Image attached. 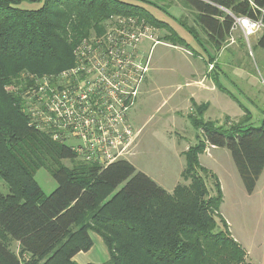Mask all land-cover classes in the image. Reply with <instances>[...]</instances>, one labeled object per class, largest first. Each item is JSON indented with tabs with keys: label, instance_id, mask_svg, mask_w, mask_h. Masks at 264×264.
Returning a JSON list of instances; mask_svg holds the SVG:
<instances>
[{
	"label": "trees",
	"instance_id": "trees-1",
	"mask_svg": "<svg viewBox=\"0 0 264 264\" xmlns=\"http://www.w3.org/2000/svg\"><path fill=\"white\" fill-rule=\"evenodd\" d=\"M132 1L42 0L38 10L28 11L18 8L20 0H0V180L8 189L7 196L0 194V235L41 264H78L73 258L93 247L91 234L100 238L108 254L99 264H245L244 250L219 213L220 183L200 165L199 156L208 146L227 149L246 193L252 194L264 170V122L252 126L245 111L237 122L217 125L204 121V104L191 101L188 119L200 136L185 153L184 184L171 193L127 160L105 167L83 162L69 147L29 126L24 97L34 79L72 67L75 48L90 36L102 35L113 17L137 19L163 30L165 42L188 47L167 23L138 4L140 0ZM153 1L167 8L172 3ZM178 1L194 14L207 45L216 52L231 35L233 17L264 25V0ZM180 22L200 45L194 28ZM257 46L264 50V29ZM214 59L207 60L210 72L218 73ZM39 169L57 183L49 195L34 180ZM20 262L0 238V264Z\"/></svg>",
	"mask_w": 264,
	"mask_h": 264
},
{
	"label": "rangeland",
	"instance_id": "rangeland-1",
	"mask_svg": "<svg viewBox=\"0 0 264 264\" xmlns=\"http://www.w3.org/2000/svg\"><path fill=\"white\" fill-rule=\"evenodd\" d=\"M41 1L20 0L18 8L38 10L42 5ZM140 2L141 0L137 3L148 9L155 19L167 23L188 45L179 47L165 42L162 38L165 32L158 29L150 30L148 37L141 40L138 44L139 54L142 59H147L149 65L146 84L142 86V94L146 89V95L143 102H140L142 95L138 97L129 113L133 128L139 133L133 154L127 161L137 171L171 193L177 185L184 184L181 173L185 168V153L190 146L197 143L200 136L199 130L188 119L193 112L191 102H188L189 91L194 95L197 104L206 106L204 121L225 126L237 122L246 111L250 115L252 126L258 127L264 122V50L257 46V39L262 31L245 40L241 30L236 28L222 49L216 52L207 45L205 35L194 21V14L184 9L178 0H172L168 8L160 2L153 1L155 6ZM180 21L187 27L194 28L200 45ZM210 57L218 59L219 66L224 71V75L219 72L216 75L214 72L210 77L213 87H216L213 92L207 93V86L211 83L205 78L196 89L186 86L185 83L189 82L191 75L207 73L209 65L206 62ZM199 163L215 175L220 183L223 196L221 214L225 220L227 218L230 221L228 229L232 238L249 252L248 257L245 256V264H259L254 256L255 241L251 237L255 232L252 225L257 220L254 211L259 206L264 217V170L257 189L260 194L254 196L248 195L246 191L239 193L238 185L241 189L243 186L227 149L211 150L207 147L199 156ZM63 164L71 167L69 161H64ZM34 180L44 195H49L57 187V183L44 169L35 173ZM211 183L207 180L209 189ZM0 194H8V189L1 180ZM11 200L21 201L18 198ZM0 238L7 249L21 260L20 264L43 262L25 255L19 245L7 236L0 235ZM91 238L93 247L87 253L88 256H85L84 262L102 263L105 261V257H102L105 247L95 234H91ZM80 257H76L75 261L79 260L78 264H83L84 262L80 263Z\"/></svg>",
	"mask_w": 264,
	"mask_h": 264
},
{
	"label": "built area",
	"instance_id": "built-area-1",
	"mask_svg": "<svg viewBox=\"0 0 264 264\" xmlns=\"http://www.w3.org/2000/svg\"><path fill=\"white\" fill-rule=\"evenodd\" d=\"M260 11L264 14V8ZM233 19L232 31L239 28L245 40L264 29L261 20ZM150 30L137 19L113 17L102 35L75 48L72 67L35 78L24 97L29 126L69 147L83 162L105 167L127 160L139 133L129 113L149 72L138 44Z\"/></svg>",
	"mask_w": 264,
	"mask_h": 264
},
{
	"label": "crops",
	"instance_id": "crops-1",
	"mask_svg": "<svg viewBox=\"0 0 264 264\" xmlns=\"http://www.w3.org/2000/svg\"><path fill=\"white\" fill-rule=\"evenodd\" d=\"M215 61H214V63L215 64H218V66H219V64H220V62L218 61V59H214ZM206 64H207V66L209 65V68L207 69V73H205V74H201L200 76H198V75H196V74H193V75H191V77H190V79H189V82H186L185 83V85L187 86H190V87H192L193 89H196V88H198L197 86H200L201 85V81H203V79L205 78L206 80H208L210 83H211V80H210V77H212L213 76V73L212 72H210V69L212 68V64H210V63H208V61L206 62ZM220 67V70L218 71L219 73H221V74H223L224 75V71H223V69H222V66H219ZM216 75H219L218 73L216 74ZM209 84V83H208ZM206 86H207V84H206ZM207 88H208V91H207V93L209 92V93H211V92H213V90H214V88H216V87H213V84L211 83V84H209L208 86H207ZM192 90V89H191ZM189 93H190V97H189V101L188 102H191V101H194V102H196L195 100V97H194V95L189 91ZM205 93H206V91H205ZM145 95H146V89H145V92H144V94H142V96L140 97V102H143V97H145ZM199 101H201V100H199ZM197 103V102H196ZM207 104V103H206ZM208 148H210L211 150L212 149H214V147H211V146H208ZM262 175H263V172H262V174L260 175V177H259V179H258V181H257V183H256V186H255V189H254V191L252 192V194H250V195H256L257 193H259V192H257V189H258V184H259V182H260V180H261V177H262ZM240 180V179H239ZM243 186V185H242ZM222 188H223V186H222ZM238 191H239V193H243L244 191H245V189H244V187H243V189H241L240 188V186L238 185ZM260 194V193H259ZM264 195V194H263ZM260 196V195H259ZM262 196V195H261ZM223 202V201H222ZM259 203V202H258ZM255 213H256V217H257V220L253 223V225L252 226H254V229H255V232H254V234H252V239L255 241V246H254V251H255V253H254V256H256L257 257V259H258V263L259 264H264V217L262 216V214H261V210H260V206H259V208H257L255 211H254ZM219 213H220V215H221V217L224 219V217L222 216V214H221V206H220V211H219ZM224 221L227 223V225H228V227H230L229 226V224H230V221L226 218V220L224 219ZM230 233V232H229ZM231 235V234H230ZM232 237V236H231ZM242 238V237H241ZM92 239V238H91ZM233 239H235V238H233ZM236 239H239V237L237 238L236 237ZM242 239H244V238H242ZM100 242V241H99ZM237 243L239 244V246L244 250V252H245V254H246V256L248 257V255H249V252L237 241ZM256 249V250H255ZM88 253V252H87ZM87 253H79V254H77L74 258H73V260L75 261V258L76 257H78V256H81L80 257V263H83L84 261H86L85 260V256H88V254ZM105 257V261L108 259V254H107V251H106V249H105V251H104V253H103V255H102V257ZM246 257V258H247ZM88 261V260H87ZM76 262V261H75ZM78 262H79V260H78ZM77 262V263H78ZM94 262V261H93ZM102 262H104V261H102ZM88 264L87 262H84L83 264ZM94 263H96V262H94ZM98 263H100V262H98ZM98 263H96V264H98Z\"/></svg>",
	"mask_w": 264,
	"mask_h": 264
}]
</instances>
